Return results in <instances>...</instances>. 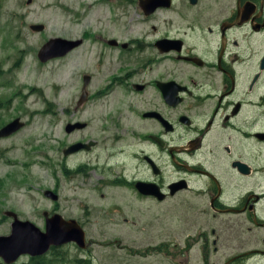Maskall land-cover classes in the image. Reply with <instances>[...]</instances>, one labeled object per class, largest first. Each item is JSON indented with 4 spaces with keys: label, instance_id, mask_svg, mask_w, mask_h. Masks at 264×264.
I'll return each mask as SVG.
<instances>
[{
    "label": "flooded vegetation",
    "instance_id": "obj_1",
    "mask_svg": "<svg viewBox=\"0 0 264 264\" xmlns=\"http://www.w3.org/2000/svg\"><path fill=\"white\" fill-rule=\"evenodd\" d=\"M85 1L112 16L95 23L96 32L82 27L67 39L78 40L72 50L86 39L95 43L101 72L111 67L117 76L96 82L93 93L87 91L92 75H81L76 105L83 106L84 121L71 119L64 131L79 132L96 119L98 130L109 134L86 133L62 153L99 143L126 153L122 160L110 151L120 169H102L94 187L84 188L94 193L122 184L136 197L166 201V212H191L198 228L193 242L183 248L161 243L176 264L191 257L199 264H264V0ZM125 4L138 19L123 20ZM137 24L142 28L135 34ZM113 120L119 123L114 132L107 128ZM85 168L99 164L78 165L69 178ZM136 183L153 195L140 193Z\"/></svg>",
    "mask_w": 264,
    "mask_h": 264
},
{
    "label": "rangeland",
    "instance_id": "obj_2",
    "mask_svg": "<svg viewBox=\"0 0 264 264\" xmlns=\"http://www.w3.org/2000/svg\"><path fill=\"white\" fill-rule=\"evenodd\" d=\"M103 8H89L85 0H0V128L16 118L22 122L15 131L0 137V235L9 232L11 218L4 215L6 210L39 229L44 224L42 213L56 211L64 219H75L85 236L84 248L73 243L54 247L56 251L51 253L62 256L56 264H72L74 258L87 259L91 264H176L169 261L160 243L171 241L181 248L192 243L198 228L191 212L181 207L166 212V201L136 197L122 184L101 185L94 193L84 188L94 187L102 169L110 174L120 169L118 160L112 159L117 153H109L120 152L123 160L126 151H117L118 146L104 149L97 142L88 151L72 156L62 153L71 140L83 139L86 133L96 139L109 134L98 130L96 119L86 129L70 132L73 136L64 131V126L71 119L84 121L83 106L76 105L83 83L81 75L90 72L87 91L92 89L94 93L96 82H105L104 77L117 76V72L111 67L101 72V65L96 64L98 47L87 39L66 54L44 62L38 61L36 52L47 39L76 36L82 27L96 32L95 23L112 16ZM122 10L123 20L139 17L129 5ZM115 12L119 14L117 9ZM31 24L43 27L32 30L28 27ZM141 28L137 24L134 33H140ZM99 107L96 104L92 110L96 112ZM118 124L110 121L107 128L114 127V132ZM84 163L99 164V168H85L70 179L69 175H77L75 170ZM84 174L88 177L83 179ZM45 191L56 193L57 200L46 197ZM220 229L222 233L226 228ZM232 240L222 241L229 244ZM51 253L46 258H51ZM28 259L21 255L15 262ZM186 264L199 263L191 257Z\"/></svg>",
    "mask_w": 264,
    "mask_h": 264
},
{
    "label": "water",
    "instance_id": "obj_3",
    "mask_svg": "<svg viewBox=\"0 0 264 264\" xmlns=\"http://www.w3.org/2000/svg\"><path fill=\"white\" fill-rule=\"evenodd\" d=\"M29 28L39 30L42 25L31 24ZM77 42L78 40L60 37L49 38L37 50V59L44 62L49 58L61 56L73 48ZM21 123L16 118L2 126L0 137L15 131L21 126ZM71 127L72 124L65 126L66 130ZM75 147L77 146H72V148ZM68 151L66 149L64 152ZM135 186L139 188L140 193L153 195V192L143 189L142 183H136ZM44 195L54 198L50 191H45ZM161 197V194L157 195V198ZM4 215L10 217L11 222L8 234L0 235V264L14 263L21 255L39 256L52 246H60L68 242H73L80 248L84 247V232L75 219H64L57 213L48 216L46 212H43V229H39L28 220L18 219L16 214L10 210H6Z\"/></svg>",
    "mask_w": 264,
    "mask_h": 264
},
{
    "label": "trees",
    "instance_id": "obj_4",
    "mask_svg": "<svg viewBox=\"0 0 264 264\" xmlns=\"http://www.w3.org/2000/svg\"><path fill=\"white\" fill-rule=\"evenodd\" d=\"M52 251H56V248L51 247L49 251L45 252L42 255L39 256H33V257H29L28 262H20V263H12V264H56V262L58 261H62V256L55 254L53 255L51 252ZM47 253H51L53 256L51 258H46V254ZM58 264V263H57ZM72 264H91L90 261H88L87 259H81V258H74V260H72Z\"/></svg>",
    "mask_w": 264,
    "mask_h": 264
},
{
    "label": "bare ground",
    "instance_id": "obj_5",
    "mask_svg": "<svg viewBox=\"0 0 264 264\" xmlns=\"http://www.w3.org/2000/svg\"><path fill=\"white\" fill-rule=\"evenodd\" d=\"M88 64V63H87ZM67 76V75H66ZM102 107V106H101Z\"/></svg>",
    "mask_w": 264,
    "mask_h": 264
}]
</instances>
